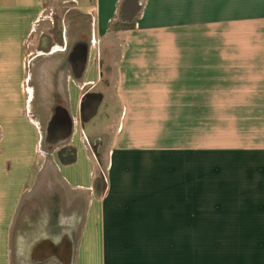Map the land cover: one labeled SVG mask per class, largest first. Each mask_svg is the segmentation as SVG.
<instances>
[{"label": "crops", "instance_id": "obj_1", "mask_svg": "<svg viewBox=\"0 0 264 264\" xmlns=\"http://www.w3.org/2000/svg\"><path fill=\"white\" fill-rule=\"evenodd\" d=\"M125 1L0 0V264L24 203L61 236L49 264H264V0H136L132 22ZM97 86L119 116L101 182L79 119ZM55 107L73 127L51 145Z\"/></svg>", "mask_w": 264, "mask_h": 264}, {"label": "rangeland", "instance_id": "obj_2", "mask_svg": "<svg viewBox=\"0 0 264 264\" xmlns=\"http://www.w3.org/2000/svg\"><path fill=\"white\" fill-rule=\"evenodd\" d=\"M48 13L51 12H47V16ZM50 17V16H48ZM53 17V16H51ZM54 18V17H53ZM87 20V19H86ZM86 26H87V22H85ZM118 24H120L118 22ZM47 27H42L40 28L39 31L41 30H46ZM74 27L69 26V30L73 31ZM87 29V28H86ZM113 30L115 29V27L112 28ZM76 32L78 33V28L76 27ZM107 38L103 39L102 41V46L104 45L105 41ZM113 39V38H112ZM109 47L110 48H103L102 47V51H107V50H111V49H115V47H111V43L110 41H108ZM105 46V45H104ZM94 92H101L104 94V103L102 104V106L100 107V110L98 111L97 115L95 116L94 119H92L88 124H85L83 127V132L86 134L87 140H86V144L89 146V148H91V146L97 142H101L102 143V149L100 150L99 154L95 155V159L97 160V169H95V174H97V181L101 182L104 177H105V168H106V151L109 150V148L111 147V145L113 144L114 141V137H115V131L117 129V119L119 116H117V114H114L111 110V108H107L108 104H110V96L113 95V90L112 87H110V89L107 91L105 90V88H103V86L101 87H96L93 89ZM115 109V108H114ZM117 113V110L115 111ZM113 113V114H112ZM67 144V143H66ZM66 144H60L58 145V147L66 145ZM90 155L93 156L91 150L89 151ZM98 172V173H97ZM41 207L39 205H37L35 203H31V204H23L20 212H19V216H18V220H17V224H15L17 226V229L13 230V234H12V244H11V249L14 252H16V250L14 251L15 248H17L16 245V238L19 236L21 237V230H22V226L20 225V220L23 214H25L27 211L32 212V214H36L35 216H33L32 220L28 219L27 221L29 223H27V225L29 224V226L34 227L35 229L32 230L31 234L27 236L26 241H24V243H21L23 245V248H25L24 251H26L24 254L27 253V249L30 248V245L33 241L37 240L38 238H40L41 235V228L40 226H38V222H39V215L42 214V210L40 209ZM36 210H40V211H36ZM36 217V218H35ZM22 221V220H21ZM19 223V224H18ZM15 226V228H16ZM18 232V236H16ZM16 233V234H15ZM18 243V242H17ZM26 256V255H25ZM26 258V257H24Z\"/></svg>", "mask_w": 264, "mask_h": 264}, {"label": "water", "instance_id": "obj_3", "mask_svg": "<svg viewBox=\"0 0 264 264\" xmlns=\"http://www.w3.org/2000/svg\"><path fill=\"white\" fill-rule=\"evenodd\" d=\"M140 10V6L136 0H126L121 9L122 17L124 20L128 22H132L134 17L137 15V13ZM80 55H79V54ZM87 53L88 49L87 47H78V49H75L73 52V62L75 64L76 61L75 58H80L77 62V70L75 72V77L78 79L81 77V74L85 68V63L87 60ZM102 95L96 94V93H89L84 96L81 102L80 106V122L84 126L85 124L89 123L92 119L95 118V116L98 113L99 106L102 102ZM72 119L67 113V111L62 107H57L55 109V114L51 118V121L49 122L48 128H47V143L51 145H55L58 142L66 141L70 138L72 134ZM49 242V241H48ZM50 246H52V243L49 242ZM34 253H38L37 247L33 250ZM54 254H51V252L47 255L41 258L40 260H46L54 257ZM70 253H67L66 256V264H70Z\"/></svg>", "mask_w": 264, "mask_h": 264}, {"label": "flooded vegetation", "instance_id": "obj_4", "mask_svg": "<svg viewBox=\"0 0 264 264\" xmlns=\"http://www.w3.org/2000/svg\"><path fill=\"white\" fill-rule=\"evenodd\" d=\"M79 40L76 42V44H75V47H74V50L75 49H78V47H81V46H83V47H87V45H88V43H89V36H88V34L85 32L84 34L82 33V34H80V36H79ZM87 49H88V47H87ZM90 50H88V53H87V57L89 56V52ZM79 54V53H78ZM80 55V54H79ZM80 58H77V56H76V58H75V60L74 61H76L75 62V64H74V68H75V70H77V68H76V66H77V62H78V60H79ZM86 62H87V60H86ZM86 64V63H85ZM57 107H55L54 109H53V115L55 114V109H56ZM79 119H80V115H79ZM103 145H102V143L101 142H99V143H97V142H95L92 146H91V152L93 153V155L95 156L96 154H99V152H100V150L103 148L102 147ZM33 229H35L34 227H31V226H27V227H23L22 228V230H21V237H23L24 238V241H26V239H27V236L28 235H30L31 234V232H32V230ZM48 236H46L44 239L43 238H38L37 240H35V241H33L32 243H31V245H30V248H29V256H28V258H24V257H27V256H25V255H27V254H24L25 253V251H23V250H21V255H19L20 257H19V259L18 260H16L15 262H14V264H49L51 261H52V258H50V259H46V260H43V261H41L40 259L43 257V255L40 253V254H38V253H34L33 252V250H34V248H36L37 247V250H39L38 248H39V244H41V243H44L45 241L47 242V241H53V239H55V238H57V237H61V236H59V234H58V230H56V229H54V228H52V227H50V228H48ZM55 235H56V237H55ZM55 237V238H54ZM23 241V242H24ZM23 247V246H22ZM39 252V251H38ZM47 252H49V250L47 251ZM46 253V252H45Z\"/></svg>", "mask_w": 264, "mask_h": 264}, {"label": "trees", "instance_id": "obj_5", "mask_svg": "<svg viewBox=\"0 0 264 264\" xmlns=\"http://www.w3.org/2000/svg\"><path fill=\"white\" fill-rule=\"evenodd\" d=\"M57 156L61 164L70 165L76 160V150L72 146H66L58 151Z\"/></svg>", "mask_w": 264, "mask_h": 264}]
</instances>
